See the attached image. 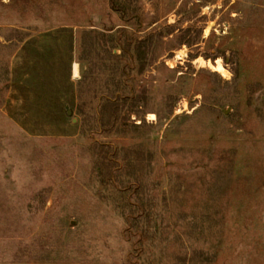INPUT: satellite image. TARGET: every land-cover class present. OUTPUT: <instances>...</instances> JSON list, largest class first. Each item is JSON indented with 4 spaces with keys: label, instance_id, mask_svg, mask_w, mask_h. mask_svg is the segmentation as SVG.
Segmentation results:
<instances>
[{
    "label": "rangeland",
    "instance_id": "374dc122",
    "mask_svg": "<svg viewBox=\"0 0 264 264\" xmlns=\"http://www.w3.org/2000/svg\"><path fill=\"white\" fill-rule=\"evenodd\" d=\"M125 1L139 23L110 0H0V264H188L189 226L215 255L198 264H264V0ZM112 25L164 42L116 37L102 61L84 30ZM114 164L153 193L155 230L124 216Z\"/></svg>",
    "mask_w": 264,
    "mask_h": 264
},
{
    "label": "trees",
    "instance_id": "16d2710c",
    "mask_svg": "<svg viewBox=\"0 0 264 264\" xmlns=\"http://www.w3.org/2000/svg\"><path fill=\"white\" fill-rule=\"evenodd\" d=\"M129 1L125 0H110V7L116 11L121 19L125 23L129 24H134V23H139L138 17H136V11L131 9ZM157 22V21H155ZM118 26V25H117ZM116 25H112L111 28H104L103 31L97 32L94 31L93 28H86L84 30V37L89 38L90 40V49H94V52L97 56L99 53V57L102 61L108 60L109 58L117 57L119 56V52H115V44L113 45L112 42L115 41L116 37L121 38V46L123 49V54L124 52H130V51H135L136 53L139 52L140 48L144 47L147 45V42L149 40L155 39L158 43H163L164 41V35L159 33H151L149 34L148 37L141 38L136 37V38H130V39H124L126 36V33L129 32L127 29H124V27H117ZM173 31H170L169 34H172ZM133 34V33H132ZM107 35L108 37H111L109 40H106ZM23 40V38H21ZM196 42H191V41H186L187 44L194 45ZM163 48V45L162 47ZM104 53V56H103ZM122 56V55H121ZM162 56V55H161ZM159 56V58L161 57ZM133 58H129V61H133ZM81 80V79H80ZM84 83V81H81V85ZM123 83V80L120 81V84ZM126 92L125 90L121 89L120 93ZM104 97L102 99L100 108H109L113 112H117L119 107L121 106V103L113 101L111 99V96L113 92H103ZM89 92L86 90H81L79 92V107H78V113L80 115L81 121V133L83 134H89L95 126L98 128V122L93 123L92 125L89 126L88 122H91V117L93 118V114L91 112V109L89 108ZM98 115V112H97ZM117 120V119H116ZM137 125L138 127L142 128L140 124H134ZM104 128L106 125H102ZM127 126V125H126ZM144 126V125H143ZM93 127V129H91ZM121 129L124 127V123H112L111 127L109 128H116ZM113 147V146H112ZM106 162H113V159L109 158L105 159ZM132 161L134 163H138V161H135L134 158H132ZM119 166L117 164H114V166L109 170L107 173L109 182V189L108 190H114L115 194L123 196L125 193H129L130 199H128L125 202V211H123L124 216H129L128 220H132L133 222H144L145 223V228L152 229L154 230L159 226V219L160 215L157 213V205L153 203V198L154 195L153 193L146 188L144 184L141 186L135 181L136 177H132L131 179H128L127 181H120L118 177V170ZM136 169V167H133ZM106 169V168H105ZM104 174V173H103ZM149 188V187H148ZM129 207V209H127ZM188 231L186 232L187 234V240L189 241V245L192 251V255L189 258V263L188 264H198L196 262V256L198 255H203L206 260H212L214 257H209V253L212 254V251L210 250V247H203L201 249H198L194 243L192 242V236L194 232V228L189 226ZM140 230V229H138ZM177 264V261H176Z\"/></svg>",
    "mask_w": 264,
    "mask_h": 264
},
{
    "label": "bare ground",
    "instance_id": "6f19581e",
    "mask_svg": "<svg viewBox=\"0 0 264 264\" xmlns=\"http://www.w3.org/2000/svg\"><path fill=\"white\" fill-rule=\"evenodd\" d=\"M75 75L77 76L78 75V71L76 70V72H75Z\"/></svg>",
    "mask_w": 264,
    "mask_h": 264
},
{
    "label": "water",
    "instance_id": "95a60500",
    "mask_svg": "<svg viewBox=\"0 0 264 264\" xmlns=\"http://www.w3.org/2000/svg\"><path fill=\"white\" fill-rule=\"evenodd\" d=\"M71 113V112H70Z\"/></svg>",
    "mask_w": 264,
    "mask_h": 264
}]
</instances>
